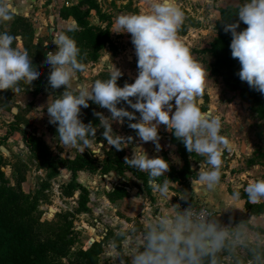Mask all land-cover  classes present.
<instances>
[{"label": "clouds", "instance_id": "clouds-1", "mask_svg": "<svg viewBox=\"0 0 264 264\" xmlns=\"http://www.w3.org/2000/svg\"><path fill=\"white\" fill-rule=\"evenodd\" d=\"M24 4L25 0H0V23L10 21ZM142 7L144 11L118 14L111 24V32L131 34L137 57L138 75L134 82H126L122 87L117 84L122 72L105 50L102 59L107 62V78L71 87L78 73H86L82 54L69 35L60 32L53 37L56 48L47 52L46 57L52 67L48 83L53 90L64 86L62 94L54 99L50 96L46 105L50 123L57 125L55 140L64 149L83 153L86 148H93L90 138L102 127L103 139L119 151L133 137L115 133L112 123H123L127 118L135 121L128 126L136 130V136L143 142L152 141L159 150L158 129L163 124L183 142L188 152L205 157L191 178L192 188L214 190L220 181L221 146L230 145L219 134V118L201 110L199 98L210 82L205 78L204 67L177 38L184 13L176 0H142ZM234 15L239 20L226 23L228 19L213 10L209 20L223 23L224 31L231 33L229 47L231 56L241 66L239 78L264 94V0H242ZM239 22L247 25L242 31H237ZM18 39L6 30L0 31V90L15 92L19 82L30 84L40 75L28 51L19 43L13 46ZM89 100L110 112V116L95 113L99 117L98 125L85 124L79 118L81 106L87 107ZM173 100L174 104L170 103ZM122 101L133 111L117 107ZM125 164L147 172L148 184L160 198L170 199L169 189L177 188L176 182L169 178L157 182L156 178L164 176L169 168V162L161 157H149L142 147H134L132 157H125ZM244 193L249 203L264 201V179L249 182ZM229 199L231 206L226 204L225 209H240L245 202L238 191ZM138 200L139 197L135 198V203ZM143 225L137 236H128L123 230L118 233L123 237L119 250L110 245L115 258H125L121 264H205V257L209 258L208 264H217L218 252L247 246L246 241L252 245L248 264H264V235L256 231L264 230V225H258L253 218H248L243 227L229 228L216 216L198 212L191 205L183 210L172 205L143 217Z\"/></svg>", "mask_w": 264, "mask_h": 264}, {"label": "rangeland", "instance_id": "rangeland-1", "mask_svg": "<svg viewBox=\"0 0 264 264\" xmlns=\"http://www.w3.org/2000/svg\"><path fill=\"white\" fill-rule=\"evenodd\" d=\"M220 1L178 0L185 20H183L177 30V38L191 54L196 55L194 60L204 67L205 78L207 80L208 77L210 82L206 83L203 95L199 98V104L202 111H210L213 116L219 118L221 123L219 134L229 141L230 147L221 146V159L226 156H229V159L235 158L236 162L232 166V170L236 171L241 166L238 160L241 156L248 155V153L258 154L254 160L259 162L262 168L257 170L255 175L259 179H264V94L250 86L239 84L238 73L240 66L237 63L232 62V64H224L223 66H218L216 63V54L224 55L227 46L223 49L220 48L223 45V41L219 40V35L224 30V25L219 22L212 23L209 20L210 12L217 10L225 17L226 10L236 8L232 6L225 7ZM78 9L80 14L87 13V7L84 8L83 4L78 6ZM90 17L94 20L97 19V16L95 17L92 14H90ZM101 18L105 25L111 20L108 16H101ZM214 32L215 36L213 37ZM48 77L47 75H42L43 80L40 81V85H37L38 87L29 84L28 86L39 90L45 87L44 84H49ZM59 89L64 90V88ZM7 98L11 99V101L7 102ZM131 99L135 100L134 97ZM5 103H7V107H4ZM170 103L174 104V100ZM96 106V112L110 116V112L106 108ZM15 107L21 108L22 112L17 110L12 113L11 110ZM117 107H125L127 110H131L123 102L118 104ZM2 108L3 111H6V116L4 118L1 116L3 112H0V138L8 135L5 142L0 145V156L2 157V162L0 163V193L3 192L2 196L4 198L10 196L12 194L11 188L17 185V175L19 173L24 174L25 181L22 183V189L28 195L29 203H32L36 208V210L32 211V214L34 216L40 214L41 221L54 224L55 226L72 225V232L76 237V242L72 247L71 254L63 258L66 264L70 262L76 250L81 247H88L89 242H91L90 237L94 236V234L102 236L99 240L102 241L103 245L100 254L101 263L121 264V259L125 258H115L113 256V248L110 247V245H115L116 250H119L120 241L123 237L118 235V233L123 230L128 236L139 235L144 227L143 217L159 210V207L155 204L159 197L156 195L152 196V193H150L149 177L145 181L139 180L137 177L129 178L126 175H121V177L117 178L120 185L129 187L132 185L136 190V194L140 195L136 197H139L141 208L137 214L127 218L128 216L126 217L120 211L117 212L107 205H102L105 208H103V213L98 212L94 208L92 200L95 192L93 190L94 187L100 186L102 191L106 192V189L110 188L115 180L114 178L101 177L97 172L96 174L92 173V176H87V185L92 190H88L86 196V199L88 198V209L84 210L80 206L82 191L77 186L75 187L74 182H71V173L67 169H59L57 172H52L51 168L47 167L41 158L32 155L23 143V131L21 136L10 138L11 130L14 128L13 124L17 122L26 124V122H21L20 117V119L13 120L12 123L7 124L5 119L12 120L17 113L23 116V112L27 108V102L20 100L17 103L13 97L2 92L0 93V109ZM44 119L48 118L44 116ZM124 120L131 122L127 118H124ZM26 125L27 131L30 132V126L28 123ZM7 126H9V129L5 130ZM33 130L35 131V129ZM103 131L102 127L97 128L96 136L90 139L94 140L96 137H103ZM174 138L181 143L182 158L184 156L189 162H205L204 156L188 152L183 142L175 136ZM59 147L61 146L59 145ZM61 149L63 148L61 147ZM188 156L189 159L187 158ZM225 160H228V158H225ZM137 180L140 182H137ZM116 216L122 217L123 221H120ZM246 220H235L234 223L226 227H243ZM254 220L258 225H264L262 218ZM256 231L264 235V230L257 228ZM245 243L247 246H238L232 250L225 249L218 252L215 256L217 264H248L250 259L249 248L252 245L247 241ZM208 260L209 258L205 257V264H208Z\"/></svg>", "mask_w": 264, "mask_h": 264}, {"label": "crops", "instance_id": "crops-1", "mask_svg": "<svg viewBox=\"0 0 264 264\" xmlns=\"http://www.w3.org/2000/svg\"><path fill=\"white\" fill-rule=\"evenodd\" d=\"M94 2L96 7L90 8L91 6L88 5V2L86 0H25V4L22 6L21 10L16 15H14V17L10 21L0 23V31L6 30L9 34L18 37V41L14 40L13 46H15L16 43H19L22 48L26 49L28 51L30 60L34 64V67L37 70H40V75L35 80H32L29 85H36V87H38L37 85H40V81L43 80L42 75L49 76L52 67L49 63L46 62V57L47 52L54 51L56 48V45L52 43L53 37L60 32L66 34V32L68 31L80 29L78 20L73 15L71 8L78 7L82 4L84 8L87 7V9L89 10L87 19L91 24L103 28L108 27L110 32V42L106 43V45L101 49L99 57L96 61L84 63L86 73H78V79L77 81H74L72 83L71 87H75V85L80 82L90 83L92 80L97 79L100 72L107 71V62L103 61L102 59L105 55V51L110 53L113 63L117 68L121 70L122 75L120 76V79H123L127 83L134 82L135 78L138 75V68L135 49L131 42V34L113 33L110 31V29L114 18L118 14L144 11L145 9L142 7V0H94ZM220 2L223 3L225 7H237L238 4L241 3V0H221ZM176 3L178 6L181 5L178 0H176ZM90 14L95 15V17L97 16V19L94 20L93 18H91ZM101 16L110 17V22L105 25L103 20H101ZM17 17L25 18L32 27V38L28 42L25 41V38L21 34L20 29H18L17 32H13V29L15 28L14 21ZM183 20H185V16ZM191 55L193 59L196 56L193 53ZM81 79H83V81H81ZM27 86L28 84H25L23 81H21L16 86L17 90L15 92H13L11 89H6L7 94L10 95V97H13L17 103L20 100L27 102V108L23 112V116L17 113L16 117L14 116L12 120L5 119V122L7 124H10L13 120L16 121L21 117V122L24 121L26 122V124L28 123V125L30 126V131L32 129H35L36 135L42 137L45 140L54 154L70 159L76 157L79 154H82L74 149H64L63 147V149H61V147H59V144L55 140V137L57 135V125L50 123V118L48 116L46 108L49 97L52 96L51 98L54 99L57 96L50 92L49 87L51 86L49 84H44L45 87H42L39 90L34 89V87L32 86ZM60 88L64 87L61 86ZM9 100L11 101V99L7 98V102ZM4 105V107H7V103H5ZM15 108H17L19 112H22L21 108ZM13 109L14 108H12L11 110L12 113L14 112ZM96 111L97 108H95V113ZM129 111L133 110L131 109ZM0 112H3L1 116L5 118L6 111H3L2 108L0 109ZM136 115L138 118L139 113H137ZM44 116H46L48 119L45 120ZM83 116L84 112L81 108V111L79 113V118L81 119V121ZM131 122H127L124 120L123 123L118 121H114L112 123V129L115 133L124 137H133L131 143H127V145L120 150L122 151L123 158H131L133 155V148L139 146L146 151L149 157H161L167 160L169 162V168L163 174L164 176L156 178L158 183L163 182L164 179H168L169 175L173 171L175 172L182 170L187 166L188 162V169L190 173L187 174L186 178L170 179L176 182L177 185V188L169 189L168 196L170 198H173L175 200L177 197H182L183 199L188 200H205L212 207V209H214L218 214L221 215L219 219L220 221L223 220L226 226L234 223L235 220L242 221L248 218H262L264 220V214L258 216L251 214L250 210L246 207V199L241 196L242 193L245 194L244 188L249 182H254L256 179H259V177L255 175V173L257 170H261L262 166L261 164H259V162L254 160L255 157L258 156V154L248 153V155L245 154L241 156L240 159H238L241 166L239 169L237 168L236 171L232 170V166L235 164L236 159H229V156H226L225 158H228V160L224 161L225 158L221 159L220 181L216 188L214 190H208L207 192L200 189H193L191 178L194 177L195 172L199 171L200 163L204 162H189L184 156L182 158L180 149L181 143L176 141L172 130L167 129L165 125H159L158 143L160 145V148L159 150H157L156 145L152 141L143 142L138 136H136V130L128 126ZM26 124H21L18 122L13 124L14 128L11 130L10 138L13 139L17 136H21L22 130H27ZM8 129L9 126H7L5 130ZM92 143L93 148L91 150L86 148L85 151H91L93 155L99 160H103L105 158V152L107 150L114 148L113 146L108 145L103 137L94 138V140H92ZM187 158L189 159V156ZM92 173L96 174V172L78 171L77 182L81 183L88 190H92L91 187L87 185V176H92ZM97 173L101 177L104 176L106 178H114L115 181L110 188L106 189V192H103L100 186L94 187L93 190H95V192L93 194L94 196L92 197L93 204L95 206L94 208L96 210L98 209V212L103 213L105 208L102 205H107L109 208H112L117 212L120 211V213L125 215L126 217L128 216L127 218L137 214V212L141 208V203L140 200L135 203V198H137L136 196L140 195L136 194V190L132 185L131 187L122 186L119 184L117 179L118 177H121V175H126L129 178H135V176L129 171L120 173L113 170L104 175L100 174L99 172ZM137 182L140 181L137 180ZM115 187H123L126 190V194L124 197L112 201L107 196V193L110 190H113ZM234 191H238L241 199L245 202L240 205V209H225L226 204L231 206L229 197H231ZM150 193H152V196L156 195L157 197H159L158 194L152 191V189ZM157 200L158 201L155 204L159 208H168L173 205L167 202L168 199L166 198L159 197L157 198ZM116 217L120 221H123L122 217ZM101 237L100 235L96 234H94V236H91V242H89L88 246L94 241H99Z\"/></svg>", "mask_w": 264, "mask_h": 264}, {"label": "trees", "instance_id": "trees-1", "mask_svg": "<svg viewBox=\"0 0 264 264\" xmlns=\"http://www.w3.org/2000/svg\"><path fill=\"white\" fill-rule=\"evenodd\" d=\"M86 1L91 6L90 8L96 7L94 0ZM236 8L225 11L224 18L228 19L226 23H234L239 20L234 15ZM71 11L78 20L80 29L68 31L66 34L76 41L83 57V63L96 61L101 49L106 43L110 42L109 29L108 27L103 28L91 24L87 19V14H89L88 9L86 14H80L78 7L71 8ZM14 24L15 28L13 32H17L20 29L25 41L31 40L33 30L25 18H15ZM246 27V24L239 22L237 31H242ZM231 38L230 32L221 31L219 40L223 41V45L220 48L227 47L225 48L224 55L216 54L218 66L232 64V62L240 66L238 59L231 56V49L229 47ZM107 75V71L100 72L97 79H106ZM125 83L126 81L120 78L117 80L119 86H123ZM239 84L249 86L247 82L241 79L239 80ZM49 90L57 96L63 92V90H53L51 87H49ZM2 92L7 94L5 89L0 90V93ZM81 108L84 112L83 123L87 124L91 122L93 125L99 124V117L95 115V108L97 106L94 102L89 100L88 106H81ZM22 131L24 144L32 155L41 158L43 163L51 168L52 172H57L59 169L64 168L71 173V182H74L75 187L77 186L82 191L80 206L84 210L88 209V198L86 199L88 189L77 182L78 171L99 172L102 175L113 170L120 173L129 171L143 181L148 177L147 172L138 171L125 164L122 151H117L115 148L107 150L103 160L96 158L91 151H85L72 159L64 158L54 154L45 140L37 136L34 130L28 132L23 129ZM7 137L8 135L0 138V145L5 142ZM1 162L2 157L0 156ZM188 173L190 171L187 166L182 170L173 171L169 175V179H183L187 177ZM24 181V174L19 173L16 178V187H12L10 190L12 194L4 198L2 196L3 192L0 193V264H66L63 258L71 254L72 247L76 242V237L72 232V225L55 226L54 224L41 221L40 214L34 216L32 211L36 210V208L32 203H29V197L22 189ZM125 194L126 190L123 187H115L107 193V196L110 200L114 201L115 199L124 197ZM241 196L246 199L245 194L242 193ZM246 207L255 216L264 214V201L249 203L246 200ZM102 246V241H94L86 248H79L73 253V257L68 264H103L100 259Z\"/></svg>", "mask_w": 264, "mask_h": 264}, {"label": "built area", "instance_id": "built-area-1", "mask_svg": "<svg viewBox=\"0 0 264 264\" xmlns=\"http://www.w3.org/2000/svg\"><path fill=\"white\" fill-rule=\"evenodd\" d=\"M170 204L173 205H178V208L180 207L182 210L184 208H187L189 205L192 206V208H194L196 211H203L206 214H210L212 216H216L217 219L220 221V214L217 213V211H215L214 209H212V207L208 204L207 201L202 200V199H194V200H188V199H183L182 197H177L176 200L173 198L168 199V201ZM98 210V209H97ZM221 224L225 225V222L222 220L220 221Z\"/></svg>", "mask_w": 264, "mask_h": 264}, {"label": "water", "instance_id": "water-1", "mask_svg": "<svg viewBox=\"0 0 264 264\" xmlns=\"http://www.w3.org/2000/svg\"><path fill=\"white\" fill-rule=\"evenodd\" d=\"M13 111H17V108H14Z\"/></svg>", "mask_w": 264, "mask_h": 264}]
</instances>
